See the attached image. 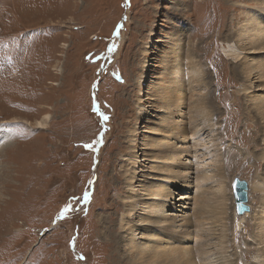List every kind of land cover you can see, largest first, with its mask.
Segmentation results:
<instances>
[{
	"label": "rangeland",
	"instance_id": "374dc122",
	"mask_svg": "<svg viewBox=\"0 0 264 264\" xmlns=\"http://www.w3.org/2000/svg\"><path fill=\"white\" fill-rule=\"evenodd\" d=\"M199 1L0 0V146L6 141L12 145L0 159V264H126V242L113 245L123 235L118 223L124 214L120 209L127 179L124 155L140 150V168L147 171L137 175L135 192L129 193L141 195L144 183L150 181L153 162L147 155L155 154H150L154 150L150 144L159 135L156 125L171 116V105L164 110V94L173 83L185 85L189 93L188 103L174 116L175 121H184L182 128L193 125L188 123L191 98L215 94L219 101L212 96V103L221 113L224 109L213 127L196 136L189 133L190 158L182 157L186 167L179 166L188 177L180 180L173 206L165 209L178 221L189 219L185 223L192 230L189 247L198 238L195 214L209 221L215 212L205 215L196 205L200 189H205L207 198L223 186L232 221L239 217L232 186L240 178L249 185V214L260 209L263 195L254 188L256 166L242 159L245 149L251 151L255 141L251 125L257 122L245 114L246 101L238 100L231 66L227 79L221 74L219 62L227 46L215 35H221L220 27L224 30L223 12L214 22L226 5L258 0H205L204 9ZM248 11L256 14L257 8ZM227 15L235 29L243 23L234 20L232 12ZM209 22L215 23L214 32ZM205 35H210L209 43ZM211 38L217 42L208 51L204 42L209 45ZM177 56L181 60L174 62ZM148 63L152 66L146 68ZM191 70L203 78L192 91ZM145 110L150 115L140 120ZM47 114L52 115L48 128L38 131L33 124ZM129 130H135L133 137ZM128 136L133 143H128ZM229 148L234 150L229 157L243 166L222 164ZM219 162L223 170L218 175L214 169ZM4 166L11 169L9 177ZM204 172L208 178L204 176L201 184L199 174ZM179 195L190 199L178 202ZM140 208L134 218L145 212L143 204ZM251 219L247 217L240 230L237 222L229 230L231 237L235 232L240 237L239 252L258 241ZM136 238L145 243L143 234ZM124 255L126 262H119ZM246 261L253 264V256Z\"/></svg>",
	"mask_w": 264,
	"mask_h": 264
},
{
	"label": "bare ground",
	"instance_id": "6f19581e",
	"mask_svg": "<svg viewBox=\"0 0 264 264\" xmlns=\"http://www.w3.org/2000/svg\"><path fill=\"white\" fill-rule=\"evenodd\" d=\"M191 1L192 0H183V2L190 3ZM199 2V7L204 9L203 5L205 4V0ZM201 2L203 5H201ZM242 5L244 6L226 5L225 8L218 10V14L216 13L217 17L214 22L217 21V18L221 16L222 12L223 18L225 17V22L222 24V28L224 30H222L221 27L219 28V32H222L221 35L215 36L217 40L221 39V41H225L227 46L224 55L225 57H221L219 62V65H221L220 67H222L221 74H224V77L227 79L226 70L229 66H231L230 70L232 71L234 78L233 84L237 85L239 88L238 92L240 95H238V100L246 101L247 106L245 107V114L251 116L250 120L257 122L255 125H251L253 128L251 131V137L255 139V141L253 140L254 142L252 141L253 143L250 144L251 149L249 150L251 151L249 152L245 149V154H242V159L244 160L248 158L247 161L244 162H252V164L256 166L258 174L256 175L257 184L256 186L254 185V188H256L257 191L261 192L263 195L260 209L256 212L253 211L252 214H249L251 209L249 213H245L243 215H238L236 212L239 217H235V219L231 221L230 214L232 209L231 207L228 208L226 204V189L223 186H217V192L211 194L209 193L207 198L204 192L205 189H200V194L196 196V205L199 208L200 206L202 207V212L204 210L206 211L205 215H208L212 210L215 212L213 211L214 213L211 216L209 215V221L203 214H200V216L195 214L198 229V231H195H197L198 238L197 241H194V246L189 247L190 243L191 245L193 244V241H190L191 238H187L190 237L192 232V230H190V225L185 224L189 222V219L178 221L179 219L177 220V216H172L173 214L167 213V210L165 209L173 206L172 201L175 199V193L173 192L174 189H180V180H185L188 177V173L186 172L185 174L182 172L183 170H181V168L179 169V166L184 168L186 167V164H184L185 162H181L182 157L184 158V156H186L187 158H190L189 148L186 145L188 139L191 138L189 133L193 132L196 136L197 134H200V132L213 127L215 120L218 119L216 116H222L224 106L222 105L223 102H220V107H223V112L221 113L218 111L215 102L212 103L215 101L212 96L216 97L217 102L219 101L215 94H211L210 97H203L199 100L191 98L189 106L192 113L190 114L191 121H188V123L189 125H193L189 126V129L182 128V123H184V121H175L174 116L176 113L179 116L180 110L184 106L185 102L188 103L186 97L189 93L185 90V85L178 84L177 86L173 83L171 89H166L164 94V97L166 96L164 100V110H166L165 107L167 105H171L170 111L168 110V115L170 114L171 116H169V119H161L156 125L158 128L155 130L158 131L159 135L158 138L150 144V147L154 149L153 151H150V154H155H152V156L150 154V156L147 155L148 159L153 162H151L152 164L149 168L151 173L149 179L150 181L146 183L143 181V194L141 195L129 193L135 192L133 183L137 179V175L141 174V172L147 171V169L141 170L140 168V150L136 149L135 152L131 150L128 154L124 155L123 162H126V165L124 163L123 164L127 166L125 171L127 179L123 192L125 195L122 196L124 200L122 204H124V207H120V209H124V214L120 217V223H118V228L122 229L121 232L123 235H120L119 237L117 236L113 245L114 247H120L121 242H126L124 247L128 246V250H126L128 251L126 254L128 258L126 257V262L124 255L122 259L118 258L119 262H126V264H248L246 260L249 257L252 258L253 256V264H264V174L261 172V164L263 163L264 165V149L261 152L258 151L264 147V0H258L257 2L249 1L248 3H244ZM240 6L241 12L239 14ZM251 7L257 8L256 12L258 14L250 13L248 10L251 9ZM227 12L233 13L232 16L234 17V20L239 18L243 21L238 29L234 28L233 22H231L232 19H227ZM214 22H209V30H211V32H214L212 30V27L215 24ZM233 30L234 32H232ZM204 39L209 43L210 37ZM216 39L212 40L211 38L212 41L209 45L204 42L206 50L209 51V47L214 48L216 46ZM180 46L183 47V44H180ZM211 54L214 55L216 52H212ZM227 57L231 60L230 65L228 64L229 61L227 60ZM190 58L192 59L191 56L188 57L189 60ZM180 60L179 56L174 58V62H179ZM149 66L152 65L148 63L146 68ZM214 66L215 63L212 65V70H214ZM172 70L176 74L180 73L179 69ZM58 71L61 70L58 69ZM191 74L194 78L191 81L192 86L190 87V90L192 91L194 90V85H196L195 89H197L199 82L203 78L198 77L201 72L197 73L194 70H191ZM142 81L144 82L143 88H145L144 84L146 78L142 79ZM220 87L222 88V85ZM220 87H217L216 90H220ZM197 101L206 103L203 106L201 103H197ZM211 108L213 111L209 112ZM178 109L180 110L177 112ZM142 112L140 120H143L150 115L147 113V110ZM51 119L52 115L47 114L42 119L36 121L33 126L38 131L45 130L48 128ZM247 126H245L244 129ZM222 128L223 124L221 126V129ZM257 130H259L260 135L257 133ZM128 133L131 137H133L135 130H129ZM243 135H245V133H243ZM131 137H127L128 143H130L129 140L133 143L134 140ZM258 139H260L259 142L257 141ZM180 144L182 145L180 146ZM11 146L10 142L7 141L0 146V159L3 160V158H5L6 152ZM256 151L259 152L258 155L255 154ZM225 153L226 154L222 157V164H224L225 167L228 165L229 167L232 166L235 168L237 165L240 166L243 164L238 160L235 161L236 157L234 160L229 157L231 153H234V150L231 148H229ZM154 162H157L158 165L154 164ZM219 165L220 166L217 167L218 170L213 168L214 172L218 175L222 173L221 170H223L220 162ZM4 168L7 176L9 177L11 169H9V171L7 170L10 167L7 166L6 170V167L4 166L2 170ZM204 176L208 178V174L206 172L199 174L201 184H205L203 180ZM211 180L214 181L215 178H211ZM5 181L8 182V180ZM162 182L165 184H162ZM213 183L215 184L218 182L215 180ZM208 196H211V199L213 200L211 205H209V202L211 201ZM143 198H146V200L144 201ZM187 199L190 198L188 196L179 195L178 202L186 201ZM142 204L145 206V212L139 214L138 218H134V214L141 211V208H138ZM184 207L186 208V211L188 206ZM183 216L185 217V215ZM249 216L252 217L251 220L255 224V235L258 241H255V246L250 249H241L239 252V249L236 246L240 237L237 236L236 232L233 234V237H231L229 230L231 228H235V222L239 225L238 228L240 230L241 226L245 223L244 220H246ZM231 222L233 223V226L231 225ZM140 234H143L145 241L144 244L140 241V239L136 238V236ZM107 236L109 237V234Z\"/></svg>",
	"mask_w": 264,
	"mask_h": 264
},
{
	"label": "water",
	"instance_id": "95a60500",
	"mask_svg": "<svg viewBox=\"0 0 264 264\" xmlns=\"http://www.w3.org/2000/svg\"><path fill=\"white\" fill-rule=\"evenodd\" d=\"M233 195L236 204V212L243 215L250 212L249 202V185L247 181L236 178L233 182Z\"/></svg>",
	"mask_w": 264,
	"mask_h": 264
}]
</instances>
